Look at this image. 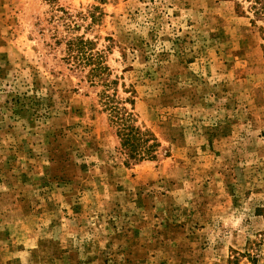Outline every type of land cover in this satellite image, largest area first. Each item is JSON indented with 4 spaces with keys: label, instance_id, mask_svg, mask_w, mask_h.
Instances as JSON below:
<instances>
[{
    "label": "rangeland",
    "instance_id": "1",
    "mask_svg": "<svg viewBox=\"0 0 264 264\" xmlns=\"http://www.w3.org/2000/svg\"><path fill=\"white\" fill-rule=\"evenodd\" d=\"M251 0H0V264H264V20ZM156 140L129 160L101 84Z\"/></svg>",
    "mask_w": 264,
    "mask_h": 264
},
{
    "label": "trees",
    "instance_id": "2",
    "mask_svg": "<svg viewBox=\"0 0 264 264\" xmlns=\"http://www.w3.org/2000/svg\"><path fill=\"white\" fill-rule=\"evenodd\" d=\"M250 11L255 19L264 20V0H251ZM66 53L68 60L75 68H87L86 78L88 81L101 84L103 89L99 93V103L104 111L108 112L110 120L120 138L121 150L131 160L141 161L143 159L155 158L156 139L147 131H142L133 124V114L121 105L116 93L110 89L114 81L109 79V67L105 65L100 53L94 52L92 41L83 37H75L67 40Z\"/></svg>",
    "mask_w": 264,
    "mask_h": 264
}]
</instances>
